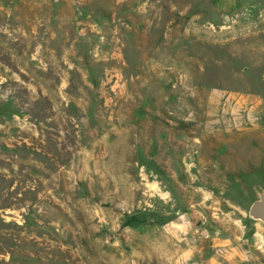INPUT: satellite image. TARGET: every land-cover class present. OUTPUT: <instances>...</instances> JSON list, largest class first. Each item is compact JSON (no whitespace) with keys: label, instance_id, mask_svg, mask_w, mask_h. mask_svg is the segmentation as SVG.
<instances>
[{"label":"rangeland","instance_id":"1","mask_svg":"<svg viewBox=\"0 0 264 264\" xmlns=\"http://www.w3.org/2000/svg\"><path fill=\"white\" fill-rule=\"evenodd\" d=\"M264 0H0V264H264Z\"/></svg>","mask_w":264,"mask_h":264},{"label":"water","instance_id":"2","mask_svg":"<svg viewBox=\"0 0 264 264\" xmlns=\"http://www.w3.org/2000/svg\"><path fill=\"white\" fill-rule=\"evenodd\" d=\"M248 215L251 219L260 221L264 226V193L260 194L250 206Z\"/></svg>","mask_w":264,"mask_h":264}]
</instances>
